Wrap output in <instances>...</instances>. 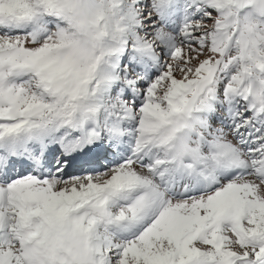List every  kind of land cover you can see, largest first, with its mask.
Instances as JSON below:
<instances>
[{
  "label": "snow or ice",
  "instance_id": "6c2138e0",
  "mask_svg": "<svg viewBox=\"0 0 264 264\" xmlns=\"http://www.w3.org/2000/svg\"><path fill=\"white\" fill-rule=\"evenodd\" d=\"M0 264H264V0H0Z\"/></svg>",
  "mask_w": 264,
  "mask_h": 264
}]
</instances>
